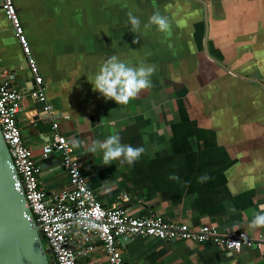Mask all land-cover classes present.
Masks as SVG:
<instances>
[{"label":"crops","instance_id":"obj_1","mask_svg":"<svg viewBox=\"0 0 264 264\" xmlns=\"http://www.w3.org/2000/svg\"><path fill=\"white\" fill-rule=\"evenodd\" d=\"M13 1L52 117L29 96L32 76L1 5L0 81L11 76L22 93L18 125L46 196L69 187L62 154L43 156L57 123L104 207L264 236V227H249L264 212V87L250 80L264 85V0ZM129 11L141 21L137 32ZM156 11L169 18L167 32L144 27ZM112 55L156 67L152 87L128 105L105 100L91 84ZM115 133L145 148L133 165L104 166L100 153L87 151ZM205 174L210 179L199 182ZM70 244L77 264H107L95 237L76 230ZM122 257L125 264H264V248L136 236Z\"/></svg>","mask_w":264,"mask_h":264},{"label":"built area","instance_id":"obj_2","mask_svg":"<svg viewBox=\"0 0 264 264\" xmlns=\"http://www.w3.org/2000/svg\"><path fill=\"white\" fill-rule=\"evenodd\" d=\"M0 5L17 37L34 82L29 96L42 104L44 117H52L53 109L46 100L42 75L14 1L0 0ZM5 76L6 80L0 81V129L12 158L16 187L23 192L39 226L43 244L50 250L55 264H77V252L70 244V234L76 230L100 240L107 264H125L122 247L136 236L161 241H211L235 252L244 246L264 248V236L252 237L237 230L222 234L209 225L193 228L187 223L157 215H132L118 205L104 207L87 184L69 141L57 132V123L52 124L55 134L52 141L44 145L43 156L54 151L62 154L61 164L68 175L69 187L46 196L39 185L36 161L31 157L18 125L22 93L10 82L12 77Z\"/></svg>","mask_w":264,"mask_h":264},{"label":"clouds","instance_id":"obj_3","mask_svg":"<svg viewBox=\"0 0 264 264\" xmlns=\"http://www.w3.org/2000/svg\"><path fill=\"white\" fill-rule=\"evenodd\" d=\"M128 24L132 32L141 28V21L133 11L127 13ZM156 26L160 32H167L170 29V21L167 16L161 15L159 11L154 12L145 28ZM134 40L133 43H137ZM156 71L155 65L141 63L132 66L121 60L118 56L108 57L100 66L99 71L91 81L94 91L100 93L105 100H112L118 105H128L131 100L138 97L142 90L152 87L151 76ZM87 151L91 154L100 153L104 166L110 165L113 161H119L121 165H133L145 152L143 146L134 147L131 144H122L119 133L109 135L103 141L92 140ZM175 179V177H173ZM210 177L201 175L199 182L203 183ZM234 211V209H233ZM249 227L252 229L264 227V212L255 214Z\"/></svg>","mask_w":264,"mask_h":264},{"label":"water","instance_id":"obj_4","mask_svg":"<svg viewBox=\"0 0 264 264\" xmlns=\"http://www.w3.org/2000/svg\"><path fill=\"white\" fill-rule=\"evenodd\" d=\"M227 70L234 71L222 63ZM260 85L262 82L250 79ZM32 84H34L32 80ZM76 154V152H73ZM0 264H55L26 199L16 187L9 148L0 129Z\"/></svg>","mask_w":264,"mask_h":264},{"label":"rangeland","instance_id":"obj_5","mask_svg":"<svg viewBox=\"0 0 264 264\" xmlns=\"http://www.w3.org/2000/svg\"><path fill=\"white\" fill-rule=\"evenodd\" d=\"M44 245H45V243H44ZM46 246V245H45ZM47 247V246H46Z\"/></svg>","mask_w":264,"mask_h":264}]
</instances>
